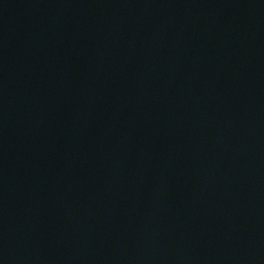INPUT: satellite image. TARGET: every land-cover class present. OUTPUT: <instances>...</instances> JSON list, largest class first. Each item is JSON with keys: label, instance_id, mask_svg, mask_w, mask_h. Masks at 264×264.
<instances>
[{"label": "water", "instance_id": "1", "mask_svg": "<svg viewBox=\"0 0 264 264\" xmlns=\"http://www.w3.org/2000/svg\"><path fill=\"white\" fill-rule=\"evenodd\" d=\"M0 264H264V0H0Z\"/></svg>", "mask_w": 264, "mask_h": 264}]
</instances>
